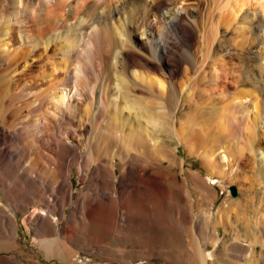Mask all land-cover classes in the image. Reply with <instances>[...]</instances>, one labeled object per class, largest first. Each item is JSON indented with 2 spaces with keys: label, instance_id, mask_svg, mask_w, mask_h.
I'll return each mask as SVG.
<instances>
[{
  "label": "rangeland",
  "instance_id": "obj_1",
  "mask_svg": "<svg viewBox=\"0 0 264 264\" xmlns=\"http://www.w3.org/2000/svg\"><path fill=\"white\" fill-rule=\"evenodd\" d=\"M67 1L68 0H66L65 3ZM70 1L71 0L68 1L69 6L74 4L77 5L78 9L76 13L73 15L70 14V7L67 3L53 4L51 8L54 7L57 14L53 15L54 18H50L52 19V28L50 34L46 38L47 41H52L51 44L48 47L46 41L44 45L42 43L39 50L33 52L29 59L18 63L14 74H16L15 77L19 76V78H22L19 80V86L31 83L40 86V91L41 88L43 90L41 93H46L48 84L51 81L64 79L67 73L65 71L61 72L60 69H69L70 60L73 59V66H79L81 72H83V75L80 74L82 77L81 79L84 80H82L83 85L86 83V77L84 79L85 72H87V76L92 77L94 82H91L90 86L95 84L93 87L95 93L94 95H91L87 90V97L90 96L89 99L80 97L79 100L81 102L83 100V104L80 102L79 108L73 112V115L68 112L63 113L64 118L62 119L55 117L54 114H57V112H55L56 110L52 107L53 109L49 108L47 111L45 109V111H43L45 113H39L41 117L38 113L31 114L27 111H23L21 114L18 112V115H9L8 119L14 121L13 125L11 124V120L9 121L10 123L8 122L9 125H12L10 126L11 128L7 127V129L6 125L4 127L1 125L0 129L7 132V135L5 134V136H3L7 140L0 136V201H11L16 206H20L24 201L25 205L28 206H34V204L35 206H43L51 220H47V218L43 217L40 221L37 220L36 217L31 219L29 216H32L31 214L35 211L27 210L26 214L29 216L25 225L13 221L11 230L15 233L18 232L14 239L16 244L19 243V247H16L17 249L13 248L12 250L8 249V251L6 248L1 247L5 238L11 236L12 232L8 233L6 237L5 234L0 233V239L2 240V243H0V264H7V262H5L7 258L17 262L26 261L24 262L26 264H202V261L200 260H198L199 262L194 261L196 260L194 250L198 251L201 242L207 244L209 249H207V252L212 254L211 259H209H214L215 263L218 262L216 264H264V175L262 176L259 169L260 166L264 167V156L262 157L260 155L258 158L256 152V154L253 151L251 153L249 152L250 149H247V151L245 150L247 156L243 160L238 161L239 164L235 165V168L236 166L237 168L234 172H231L228 169L229 167H227L228 171H219L220 169L212 166L209 158L212 159L213 157L212 160H214L215 157L217 160L218 155L222 153L221 150L225 149V146L235 148L236 145V139L231 137L226 138L227 142L224 141V146L217 147L214 142V135L219 131L218 127L223 126L226 122V117L232 115V112H221V115L219 114V116L213 119L215 115L213 117L211 115L213 111L212 107L215 104L217 107L218 105H224L226 103H224L226 100H220L219 97H217L218 94L214 97H207L205 95L198 96L195 99L198 108L196 107L197 109L195 110L194 106V108L191 109V113L189 114L190 119L188 118L189 115L185 116L186 119L183 118L185 124H190V121L193 122V124L188 126L197 123V125L192 126L194 128L197 127L200 129L207 125L204 132L206 145L201 149L198 147V150L194 151V149L197 148H193L192 152H188L186 146L178 144L176 138H172L173 144L171 147L168 145L169 149L173 148L171 150H173L175 158L171 159L176 163H173L172 171L167 168L168 165L163 166L164 163L160 160L157 161L151 158H143L139 161L136 159V162L131 160L129 163H132L135 167L132 172H130V164L128 163L125 164L127 165L126 168L125 165L118 166L115 173L112 170V167L110 168L111 172L109 168L104 171L97 168L98 165L91 161H88V163L87 161H84L83 163L86 165H80L78 162V166L76 163L72 172L67 171L64 166L65 162L62 158L60 160L58 157L60 153L53 149L55 148V144L50 142L52 139L48 138V134H54L52 133L54 128L53 132L61 137H63L62 135L66 131H71V140H66L65 138L62 139L68 141L72 146L78 147L79 144L77 143H79L78 141L81 139L80 136L84 134L87 126H89L90 129L94 116H96L95 119L99 120L101 124L107 123L110 120L115 132L119 130V133L120 131H123V133H129L130 127H132L131 122L134 126L138 124L123 110L124 104L128 101V99L125 98L128 94L126 93L128 89L125 87V83L128 82L129 78L125 75L119 74L120 69L119 67L116 68L117 65L114 64V58L116 51H121L122 49L127 48L128 45H131L134 48H139L140 42L136 37L138 34V28L135 27L139 23V17L136 14L138 13L137 10L140 9L138 2L137 5L134 3L138 9L133 10V2L130 0H124L123 8L116 13L119 0ZM41 2V0H33L30 2V4L32 3L31 5L35 12L38 11ZM225 3L227 4L226 7ZM189 4L190 6L192 5V9L194 7L196 8L194 9L197 13L195 12L194 15L197 14L195 17L199 29L197 28L196 30L197 34H195L194 37V46L190 49L189 45L183 44L177 52L178 59L180 60L182 58L180 61L182 62L183 69L174 77L170 76L168 68H166V73H164V75L161 73L155 74L154 72L156 71H154L152 72L153 77L154 75H157V78L166 85L177 83L176 85L180 87V84L182 87L180 88L183 89V96L185 95L184 97H188L190 95V88L188 92V89L186 88L190 87L191 81L200 76L202 72L199 71L203 69L206 58L214 55H224L226 57L233 56L235 61L241 65L243 63V56H245L244 53L253 51L255 54L254 58L250 56L249 58L245 57V62H247L248 65H242L244 69L239 66L235 68V70H239L238 72L240 73L244 71L243 80L247 77L248 79L246 78V80L249 81V84L244 88L252 92V97H257L259 101H263L264 90L259 91L258 88L264 89V54L260 52V48L264 46V0H190ZM60 10L61 14L58 13ZM62 13L65 15L64 19L59 16L62 15ZM234 14L236 15L234 16ZM195 17L193 18L195 19ZM34 24L36 23L32 24L33 27H35ZM106 24L108 26H106ZM103 25L104 27H102ZM125 25H127V27ZM85 27H88L89 29L86 31L84 30ZM82 31L83 35L81 34V38L78 40L79 42H77V44L80 45V55L78 52V54L75 55L77 57L73 56L70 58L68 55H65L64 57V51L65 49L67 50L65 43L71 39H76V37L79 39V33ZM118 33H120L119 36H117ZM81 39L84 40L82 41ZM13 44L14 48L19 45L17 40H15ZM123 46L125 48H123ZM210 49H212V52L209 51ZM192 50L193 53L197 51L195 54L200 58V66L197 67L200 68L196 73L195 70L192 71V69L187 67L189 65L186 62L188 60V54L192 53ZM218 53L221 54L219 55ZM204 55L206 56L204 57ZM64 60L67 61V65L64 63ZM252 62H255L254 66L251 65ZM32 63L35 64L33 69L30 70L32 74L30 73L29 75L24 76L19 75L21 70L26 69V65H31ZM0 65V68L2 69L0 73H4L6 65L4 62H0ZM12 67L14 66L12 65ZM238 68H241V70ZM9 75H13V72ZM9 75H7L8 78L10 77ZM119 77L122 78V82L119 80L121 82V88L118 90L119 95H112V88L114 83L118 81ZM256 78H260L261 83H257ZM184 81L187 83L185 84ZM201 83L205 82L201 81ZM71 84V87H76L75 82L73 83V81H71ZM157 85L158 84L155 83V87H158ZM240 87L241 85H239L238 88ZM101 88L103 89L102 92L105 93H102L104 103H102L101 106H98L100 100L97 95H99ZM236 88L235 86H232L227 92L235 93L237 90ZM128 96L129 94L127 97ZM151 97V95H148V97L143 96L142 101L148 105L151 101ZM248 100L250 102L251 99L249 98ZM229 101L227 100V102ZM105 104H107L106 107L104 106ZM116 104H118V108H116ZM188 107L189 106H187L184 112L179 111L178 116L187 112L189 110ZM199 108L200 110H198ZM43 115L49 120L48 124L43 123ZM262 116L264 117V111ZM193 117L198 119L196 120ZM160 119L161 125H165L167 129L168 121L166 118L162 117ZM90 120L91 122H89ZM125 122H127V124ZM41 130H46L47 137L38 133L41 132ZM50 131L51 134L49 133ZM186 132L187 131H185V133ZM257 136L258 142L256 148L260 149L261 152H264V128L257 129ZM80 145H83V143ZM203 150L206 151L204 152ZM53 151H55V153ZM40 152L42 153L40 154ZM204 157H207L209 162L206 161L207 158L205 159ZM19 162H23L20 164L22 166L21 168L26 169L28 173L26 176L20 178L18 176L19 172H16L18 171L17 168L19 169L20 167L18 164ZM4 166L9 168L11 166V168L17 166V168H13L16 173L12 171L14 174L11 173V176L9 175L7 177L8 180L1 172ZM30 167L35 168H32V170ZM142 168L149 170L143 177L144 179L139 178L137 175V171ZM134 173H136V175ZM153 173H155V177H162V182H156L153 181V179H150V175H153ZM62 174H64V176ZM127 176L131 177V180L133 181L131 183V185L133 184L132 186H130V183L127 185L123 184ZM54 177H56V180L53 181V179H55ZM24 178H27V180ZM96 178L98 180H96ZM106 180L109 181L106 182L107 185L104 183ZM23 181L28 182L27 184L32 190L27 184L24 183V185ZM8 183L10 187L8 186ZM67 184H70L72 188L71 190L73 194L71 195L70 188L68 187L69 191L66 190ZM110 186L112 187L110 188ZM231 186L237 187L239 193L237 198L232 197L230 191ZM31 191L34 192L31 193ZM67 191L70 195L68 200L65 198V192ZM102 194L103 196L113 194L116 197L122 194V197H128L132 202H124L122 208L114 203L109 204L108 206L97 205L96 210H92L89 205L82 207L76 203L78 200L85 199V196L87 198L88 195H91L93 198H97L95 196L99 195L98 198H101ZM9 195H11V197ZM13 195L15 197H13ZM20 196L25 199L27 198L28 200L23 199L22 201ZM98 207L100 208L98 209ZM60 209L62 211L61 217L58 215ZM206 211L208 213L211 211L212 214L217 216L216 218L218 221L221 222L219 227V248H215L212 245V239L210 238L214 233V228H212V226L207 227L205 222H201L203 219L202 217L205 216L204 212ZM21 212H23V210H21ZM260 216L263 217L261 222L258 219ZM201 223H203V226ZM42 224H44L46 230L48 229V238H55L60 233L64 234L65 232L63 231L67 230L69 233L74 232L77 237L76 239L79 238L78 241L81 239L82 244L77 249L80 253L78 261L74 260L76 257H72L69 261H64L63 259L54 257L49 258L44 254V251L38 246L36 241V238L40 237L38 231ZM75 227L77 228L76 230ZM34 228H36V230ZM12 234L14 235V233ZM210 239L211 243H209ZM195 245H197V247ZM193 247L197 249H194ZM28 255H31L34 260L27 257ZM216 255L219 256L220 260H215ZM197 258L200 259L199 257Z\"/></svg>",
  "mask_w": 264,
  "mask_h": 264
},
{
  "label": "bare ground",
  "instance_id": "obj_2",
  "mask_svg": "<svg viewBox=\"0 0 264 264\" xmlns=\"http://www.w3.org/2000/svg\"><path fill=\"white\" fill-rule=\"evenodd\" d=\"M32 1L33 0H0V62H4V64L6 65V68H4L5 71L3 70L4 73H0V114H1V116H0V128H1V125H2V127H4L6 125V128L7 127L9 128L10 126H12L14 124V121H12L10 119L12 121V123H11L12 125H9V123H10L9 122L10 120L8 119L9 115H13V114L18 115L19 114L18 112H20V114H21V112H23V111H27L31 114L38 113V115H39V113H41V114L45 113V112H43V111H45V109L47 111L49 108L50 109L54 108L56 110L55 112H57V114L56 113L54 114L55 117L62 119V118H64L63 113H66V112L73 115V112L79 108V105L81 102L79 100V98L85 97V98L89 99L90 96L87 97L88 96L87 90L89 91V93L91 95H94V93H95L94 88H93L95 84L93 83L94 85L90 86L91 82H94L92 80V77L87 76V72H85L84 73L85 74L84 79L86 77V83L83 85V82H82L83 79H81L82 78L81 75H83V72H81V68H79L78 64H77L78 67L73 66V64H74V62L72 63L73 59L70 60L71 61L70 67L68 66L69 69H66V70H64L62 68L60 69L61 72L65 71L67 73L66 76L64 77V79L59 80V81H51L48 84V87L46 89V93H41L43 90L41 88V91H40V86H38V85L36 86V85L31 84V83L30 84H24L22 86L18 85L19 80L22 79L21 77L19 78V76L15 77L16 74H14V71L17 68L16 66L18 65V63L20 61L23 62V61H26L27 59H29L33 52L39 50L42 43L44 45L45 41H46V44L48 47L52 42L49 40L47 41V39H46L48 37V35L50 34V31L52 28V19H50V18H54L53 15L57 14L55 12V8L54 7L51 8V7L53 6V4H58V3L59 4H61V3L66 4L67 3V5L69 6V3H68L69 0L66 3H65L66 0H41L42 2L39 6V9L37 12H35L33 10L34 8H32L33 7L31 5L32 3L30 4V2H32ZM130 1L133 2V6H134L133 10L138 9L135 6V5H137V2L139 3V6H140V9L137 10L138 13H136L137 16L139 17V23L137 24V26H135L136 28H138V31H137L138 34L136 33L137 34L136 37L140 41L139 42V48H134L131 45H128V47L126 45L127 48H125L123 46V48H125V49H122L121 51H116V55L114 58V64L117 65V67L115 66L116 68L119 67V69H120L119 74L125 75L129 78L128 82L125 83L126 84L125 87L128 89V91L126 93H128L129 96L127 97L128 94L127 95L125 94L126 95L125 98H127L128 101L124 104L123 110L126 113H128L132 117V120L136 121L138 124H136V126H134L133 123L131 122V126L134 128L130 127L129 133H123V131L122 132L120 131V133H119V130L117 132H115L114 127L112 126V122L110 120H109L110 122L108 121L107 123L101 124L99 122V120L95 119L96 116H94L93 123H92V126H90V129H89V126H87L84 134L80 136L81 139L78 137L80 139V141H78L79 143H77V144H79L78 147L72 146L71 144L68 143V141H66V140L72 139V136L70 135L71 131L68 130L65 133H63V135H62L63 137H61L60 135H59L60 136L59 137L55 132H53L55 128L52 127V128H54L52 131V133H54V134H51V131H50L49 133L51 135L48 134V138L52 139V141H50V142L55 144V146H54L55 148H53V149H55V151L60 153L58 157L60 158V160L62 158L63 161L65 162L64 166L66 167L67 171L72 172L73 167L75 166L76 163H77V166L79 163H80V165H82V164L86 165L85 163H83L84 161H87V163H88V161H91V162H93L99 166V167L97 166V168L102 169L104 171H106L105 169H108V168L110 170V168L112 167V170L115 173H116V169L118 166L125 165L126 163H128V164H130V172H132L135 169V167L132 165V163H129V162H131V160L136 162V159H138L137 161H139L140 159H143V158H151V159L157 160V161L160 160L162 163H164L163 166L168 165L167 168L170 169V171H172L171 169L173 168V163H174L172 159L175 157L173 154V150H171L173 148H171V149L168 148V145L171 147V145L173 144L172 138H176L178 144L186 146L188 152H192L193 148H197V149H194V151H195V150H198V147H200V149H201L202 147H205V145H206L205 139H204V132L206 130L207 125L203 126V127L201 126L202 128H200V129L197 127L194 128L192 126L197 125V123L195 125L188 126L190 124H193V122L190 121L191 123L188 122L190 124L186 123L187 124L186 125L185 120H183V118H185V116H187L191 113V109H193L194 106H195V110L198 108L197 103H196L197 101H195V99L201 95H205L207 97H214V96H216V94H218L217 97H219L220 100L221 99L226 100V101L222 100V101H224V103L226 102L224 105H218L219 107L218 106L216 107L215 106L216 104H215L212 107L213 111H212L211 115H212V117L215 115L213 117V119L215 117L219 116V114L221 112L222 113L223 112H229V113L232 112V115H230L229 117H226L225 124L224 125L222 124L223 126L218 127L219 131L216 133V135H214V140H215L214 142H215L217 147H220L222 145L224 146V141H226V138L231 137V138L236 139L235 148H233V147L231 148L229 146H225L224 147L225 149L221 148L222 153H220L218 155L217 160L215 159V157H214V160H212L213 157H212V159L209 158L212 166L216 167L217 169H220L219 171H226L227 167H229L228 169L231 172H234L237 168V166L235 168V165L239 164L238 161L243 160L247 156V154H246L247 152H245V150L247 151V149L248 150L250 149L249 152H251V153H252V151L254 153L256 152L258 158L260 155L263 157L264 152L263 151L261 152L260 149H257L256 144L258 142V140H257V137H258L257 136V129L258 128H264V119H263L264 117L262 116V113L264 111V102H263L264 100L259 101V99L257 97H252V95H253L252 92L248 91V89L246 90L244 88L247 84H249V81L246 80L247 77H245V80H243L244 79L243 78L244 71L240 73V72H238L239 70L238 71H236L237 69L235 70V68H237L239 66H241V67H242V65L247 66L248 63L245 62V60H246L245 57L249 58V56H250V57L254 58L255 57L254 52L250 51V52L244 53L245 56H243V59H242L243 63L241 65H239V63H237L235 61V58H233V56H231V57L227 56L226 57L224 55H221V56L214 55V56L208 57L206 59L203 58V59H205V65H204L203 69L201 68L202 70L199 71L200 67L199 68H197V67L200 66V58H198L197 54H195L197 51L195 53H193V50H192V53H189L188 57H187L188 60L186 62L189 65L187 67L192 69V71L195 70V73L197 70L199 72H202V73L200 74L199 77L195 78L193 81L190 82V87L186 88V89H188L187 92L189 91V88H190V91H189L190 95L188 97H184L185 95L183 96V89H181L182 87L180 84H179V86L181 88L176 85L177 83H175V84L172 83V84L166 85L165 83H162L159 80V78H157V75L156 76L154 75V77H153L152 72L156 71V72H154L155 74L161 73L162 75H164V73H166V71H165L166 68H168L170 76L174 77L176 74H178L183 69L182 62L180 61L182 58L180 60L178 59L177 52L180 49V46L183 44L189 45L190 49L192 46H194V37H195V34H197L196 30L198 28L197 21H196L197 19L195 17L197 14L194 15V13L196 12V10H195L196 8L194 7L195 9L194 8L192 9V7H191L192 5L190 6V4H189L190 0H130ZM118 2H119L118 7H117L118 10L116 11V13L119 12L123 8L122 6L124 4V0H119ZM134 3H136V4L134 5ZM226 5L227 4L225 3V7H226ZM57 6H59V5H57ZM127 6H128V4H127ZM69 7H70L69 11H70L71 15L76 13V11L78 9L76 4L70 5ZM199 10H200V8H199ZM216 12H217V10H216ZM58 13L61 14V10L58 11ZM209 13H208V15H209ZM235 15L236 14H234V16ZM59 16L63 17V19L65 17V15L63 13H62V15H59ZM193 17H195V19ZM65 20H66V18H65ZM215 21H214V23H215ZM247 21H245V22H247ZM33 23H36V24H34L35 27L32 26ZM63 23H65V22H63ZM106 26H108V25L106 24ZM125 26L127 27V25H125ZM53 27H54V25H53ZM102 27H104V25ZM88 29H89L88 27H85L84 30L87 31ZM83 31L79 33V36H80V37L78 36L79 39L76 37V39L75 38L71 39L67 43H65L67 46V50L65 49V51H64V57H65V55H68L71 58V57L75 56L76 54H78V52L80 51V49H79L80 45H78L77 42H79L78 40H80L81 34L83 35ZM119 34L120 33H118L117 36H119ZM122 36H123V34H122ZM15 40H17V43L19 45L14 48L13 42ZM212 49H210L209 51H211ZM260 50H261L260 52L264 54V46L262 48H260ZM80 52H79V55H80ZM202 53H204V52H202ZM205 53H206V51H205ZM205 56L206 55H204V57ZM75 57H77V56H75ZM174 57H175V59H174ZM67 59H68V57H67ZM75 61H77V60H75ZM64 63L66 64L67 61L64 60ZM254 63L255 62H252L251 65L254 66ZM12 65L14 67H12ZM110 65H111V63H110ZM34 66H35L34 63H32L31 65H26V67H25L26 69L21 70V72H19V75H23V76L29 75L31 73L30 70L33 69ZM53 67H55V66H53ZM186 69L189 70L188 68H186ZM238 69L241 70V68H238ZM1 70L2 69L0 68V72H1ZM11 71L13 72V75L10 76L9 74L12 73ZM67 71H70V72H67ZM7 75H9L10 77L8 78ZM16 78H18V79H16ZM99 79H101V78H99ZM192 79H193V77H192ZM95 80H97V79H95ZM119 80L121 81L122 78L119 77L118 81L114 83V86L112 88V92H113L112 95H117V96L119 95L118 90L121 88L120 85L122 82V81L120 82ZM71 81H73V83L75 82L76 87H71L72 86ZM201 81L205 82V83L207 82V83L206 84L201 83ZM256 82L261 83L260 78H256ZM155 83L158 84L157 85L158 87H155ZM186 83L187 82H185V84ZM239 85H241L240 88H238ZM79 86H81L82 88ZM232 86H235V88L237 87L236 88L237 90L235 91V93L227 92V90H229V88ZM107 90H108V88H107ZM258 90L261 91L264 89L258 88ZM102 91H103V89L101 88L99 91L100 92L99 95H97V96H99V100H100L98 106H101V104L104 103L103 98H102V93H104V92H102ZM184 94H185V92H184ZM148 95H151L153 98L151 97V99H150L151 101L149 100L150 101L149 104L147 103L148 105H146L142 101V97L143 96L148 97ZM122 97H123V95H122ZM249 98L251 99L250 102L248 100ZM230 99H232V100H230ZM117 100H118V98H117ZM227 100L228 101L230 100V101L227 102ZM81 103L83 104V100ZM106 105L107 104H105L104 106L106 107ZM187 106H189L188 107L189 110L183 114L181 113L182 114L181 116H178V112L179 111L184 112V110L187 108ZM116 108H118V104H116ZM198 110H200V108ZM58 112H59V114H58ZM39 116L41 117V115H39ZM42 117H43L42 118L43 123L48 124L49 120H47V118L44 117V115ZM90 117H91V115H90ZM162 117H165L166 120L168 121V128L167 129H166L165 125H161V122H160L161 119L160 118H162ZM188 118L190 119V115L188 116ZM193 118H195V117H193ZM204 118H205V116H204ZM210 120H212V119H210ZM57 121H58V119H57ZM198 121H200V120H198ZM89 122H91V120ZM125 123L127 124V122H125ZM200 123H198V124H200ZM7 125H9V126H7ZM186 127H187V130H186ZM4 130H5V128H4ZM215 130H217V129H215ZM45 131L41 130V132H38V133H40L41 135L43 134V136H46L47 132H45ZM185 131H187V132L185 133ZM5 134L7 135V132H4L3 129L2 130L0 129V136L3 137V136H5ZM62 138H65L66 140L62 139ZM206 138H207V136H206ZM5 140H7V139H5ZM35 142H37V141H35ZM82 143H83V145H80ZM48 144H49V141H48ZM4 145H6V144H4ZM49 147H51V146H49ZM257 147H258V145H257ZM177 149H178V147H177ZM55 151H53V152L55 153ZM41 153L42 152H40V154ZM204 158L206 159L207 157H204ZM18 159H19V157H18ZM16 160H15V162H16ZM206 161H208V158ZM22 163L19 162L18 164L20 165ZM261 163H262V161H261ZM174 164H176V163H174ZM15 165H17V164H15ZM34 166L37 167L36 165H34ZM126 166L127 165H125V168H126ZM11 167L9 168V167L4 166L2 168L3 170H1V172L3 173L2 175L6 179L9 175L11 176V173H13L12 171L15 170V169H13L15 166L13 168H11ZM21 167H22L21 165H20L19 169L17 168V166L15 167L18 170L16 172H19V174H18L19 178L24 177L28 174L27 170L24 168H21ZM35 167H32V168H35ZM60 167H62V166H60ZM27 168H29V167H27ZM77 168H79V167H77ZM80 168H83V167H80ZM259 169H260L261 174L263 176L264 175V167L260 166ZM32 170H31V172H32ZM148 171L149 170H147L146 168L139 169L137 171V173H138L137 175L139 176V178H143ZM110 172H111V170H110ZM64 174H62V175L64 176ZM134 174L136 175V173H134ZM154 174L155 173H153V175H150V179H153V181H156V182H158V181L162 182L163 178L162 177H155ZM51 176H49V177H51ZM66 177H67V175H66ZM31 178H33V177H31ZM54 178L55 179H53V181L56 180V177H54ZM91 178H93V177H91ZM139 178H138V180H139ZM24 179L27 180V178H24ZM96 180H98V179L96 178ZM4 181H6V180H4ZM106 182H109V181L106 180L104 182L107 185ZM132 182L133 181L131 180V177L127 176L125 178V182L123 184L127 185L128 183H130V186H132L133 185V184L131 185ZM24 183L27 184L28 182L23 181V184ZM62 185H65V184H62ZM8 186L10 187L9 183H8ZM108 186H109V184H108ZM28 187H29V185H28ZM68 187L70 188V195L73 194L70 184L66 185V190H68ZM111 187L112 186H110V188ZM30 189L32 190V188H30ZM30 189H29V191H30ZM95 189H97V188H95ZM124 189H125V187H124ZM68 191L65 192L66 193V195H65L66 200H68L70 197ZM8 192H10V191H8ZM32 192H34V191H31V193ZM33 194H35V193H33ZM111 195H104L103 196V194H102L101 198H98L99 195L95 196L97 198H93L91 195H88L87 198L85 196V199L78 200V202H76V203H77V205H81L82 207L89 205V206H91L92 210L93 209L96 210L97 205H100V206L101 205H103V206L107 205L108 206L109 204L114 203L115 205L120 206L122 208V206L124 205V202H126V203L132 202L128 197H126V198L122 197L123 196L122 194H121L122 196L120 195L118 197L114 196L113 194H111ZM9 196L11 197V195H9ZM13 197H15V196L13 195ZM29 199H31V198H29ZM258 202H259V200H258ZM99 208L100 207H98V209ZM258 210H260V209H258ZM79 211H80V209H79ZM207 211H208V209H207ZM207 211L204 212L205 216H203L202 217L203 219L202 220L200 219V220H201V222L202 221L205 222L207 227L212 226V228H214V231H213L214 233L212 234V237H210V238L212 239V245L215 248H219V241H220L219 240V235H220L219 234V227H220L221 222L218 221V219L216 218L217 216L215 214H212L211 211L208 213ZM31 215H34V214H31ZM4 216H5V214H4ZM6 217H8V216H6ZM29 217H31V216H29ZM31 218H33V217H31ZM262 218L263 217H261V216L258 218L260 220V222L262 221ZM34 222H35V220H34ZM48 222H50V221H48ZM257 224H258V222H257ZM11 225H13V224H8V226H11ZM43 225L44 224H42V227H43ZM201 225L203 226V223H201ZM8 226H6V227L8 228ZM79 226H81V225H79ZM38 227H40V226H38ZM5 228H3V229L1 228L2 229L1 231H3ZM40 228H39V230H40V234H41V232L43 233L45 231V230H42V229H45V227L41 228V229ZM34 229L36 230V228H34ZM76 229L77 228L75 227V230ZM5 230L3 233L5 234V237H6ZM50 231H52V230H50ZM63 232H65V233L62 234L61 236L59 235V237L54 238V239L47 238L46 236L49 233L47 232L48 234L45 235L46 234V232H45V233L40 235L41 238L39 240L37 238V244H39L41 246L40 248H42V250L44 251V254L49 258L54 257V258H58V259H63L64 261L65 260L69 261L70 259H72V257H76L74 260L78 261V259L80 258V253L77 251V249L82 244L81 239L78 241L79 238L76 239L77 237L75 236L74 232L69 233L67 230L63 231ZM12 233H14V235ZM12 233H11L12 234L11 236L6 237L5 240L3 239L4 240L3 243H2V240L0 239V243H2V245L0 244L1 247H4V248L9 249V250L12 248L19 247V243L16 244V241L14 239L16 236V233H18V232L15 233L14 231H12ZM51 234H53V233H51ZM209 236H210V234H209ZM202 237H203V235H202ZM2 238H3V236H2ZM211 239H210V242L208 241L209 243H211ZM198 244H199V242H198ZM195 246L197 247V245H195ZM194 249H197V248H194ZM207 249H208L207 244L201 242L199 245L198 251L194 250V253L196 254V255L194 254V256H195V259L197 260V261L196 260H194V261L199 262L198 260H200V261H202V264H216V263H218V262L215 263L214 259L210 260L212 254L208 253L207 251L209 249L208 250ZM76 253H78V254H76ZM219 256H220V254H219ZM219 256L216 255L215 260L219 259ZM27 257L34 260L31 255H28ZM27 257H25V258H27ZM197 257H199L200 259H198ZM7 259L5 261V262H7V264H26V263H24L26 261L17 262V261L11 260L9 258H7ZM3 260H5V259H3Z\"/></svg>",
  "mask_w": 264,
  "mask_h": 264
},
{
  "label": "crops",
  "instance_id": "obj_3",
  "mask_svg": "<svg viewBox=\"0 0 264 264\" xmlns=\"http://www.w3.org/2000/svg\"><path fill=\"white\" fill-rule=\"evenodd\" d=\"M21 199H24V197L22 198L21 197ZM23 201V200H22ZM21 210H23V212H21ZM27 210H32V211H36V212H34L33 214L34 215H32L31 217H35L36 215L38 216H36V219L37 220H41V218L43 217V218H47V220L49 219V220H51V218L49 217V216H47V214L48 213H45V210H44V208H43V206H35V204H34V206H28V205H25V201L23 202V204H20V206H16V205H14L11 201H0V233H2V234H4L3 232H4V230H5V233H6V235L8 234V233H11L12 232V230H11V226H8V224H12L13 223V221L15 222V223H18L19 222V224H24L25 225V222L28 220V214H26V211ZM40 210V211H39ZM59 216L61 217V213H62V211H61V209L59 210ZM36 213V214H35ZM2 214V215H1ZM4 214H5V216H4ZM39 214V215H38ZM28 215V216H27ZM6 216H8V217H6ZM47 216V217H46ZM9 218V219H8ZM33 218H31V219H33ZM24 220V221H23ZM38 221V222H39ZM3 224V225H2ZM19 224H18V226H19ZM2 225V226H1ZM6 226H8V228L6 227ZM6 227V228H5ZM3 228H5L3 231H1ZM41 228H44V225H43V227L41 226ZM40 228V229H41ZM10 229V230H9ZM42 230H45L43 233H45L46 232V234L45 235H47L49 232L46 230V229H42ZM9 231V232H8ZM11 231V232H10ZM18 231H19V229H18ZM48 232V233H47ZM55 232V231H54ZM53 232V233H54ZM38 233H39V236L41 235V234H43L42 232H41V234H40V230L38 231ZM12 235V234H11ZM60 236L62 235V233H60L59 234ZM59 235L58 236H56L55 238H57V237H59ZM47 237V236H46ZM41 238V236L38 238V240ZM48 238V237H47ZM51 239V238H50ZM52 239H54V238H52ZM36 241H37V238H36ZM38 246L39 247H41L39 244H38ZM13 249V248H12ZM11 249V250H12ZM42 249V248H41ZM8 250V249H7Z\"/></svg>",
  "mask_w": 264,
  "mask_h": 264
},
{
  "label": "water",
  "instance_id": "obj_4",
  "mask_svg": "<svg viewBox=\"0 0 264 264\" xmlns=\"http://www.w3.org/2000/svg\"><path fill=\"white\" fill-rule=\"evenodd\" d=\"M230 191H231V194H232L233 198H237L238 197L239 193H238V190H237L236 186H231L230 187Z\"/></svg>",
  "mask_w": 264,
  "mask_h": 264
}]
</instances>
